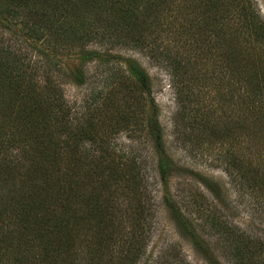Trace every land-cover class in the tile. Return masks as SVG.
I'll list each match as a JSON object with an SVG mask.
<instances>
[{
    "label": "trees",
    "instance_id": "1",
    "mask_svg": "<svg viewBox=\"0 0 264 264\" xmlns=\"http://www.w3.org/2000/svg\"><path fill=\"white\" fill-rule=\"evenodd\" d=\"M134 53L169 75L179 147L228 188L169 153ZM162 211L205 264H264L257 0H0V264H193L149 250Z\"/></svg>",
    "mask_w": 264,
    "mask_h": 264
},
{
    "label": "rangeland",
    "instance_id": "2",
    "mask_svg": "<svg viewBox=\"0 0 264 264\" xmlns=\"http://www.w3.org/2000/svg\"><path fill=\"white\" fill-rule=\"evenodd\" d=\"M258 7L264 16V4L262 0H257ZM65 65H67L71 70H76L80 63L79 55H64L56 54ZM133 58L137 59L151 75L154 85V96L157 109L159 111V121L161 128L163 130L164 137L168 141V151L175 157H181L186 162L193 163L195 170L200 171L205 176L211 178L218 184H222L224 188H228V180L226 174L222 171V168L218 164H212L210 160L201 154V150H192V152L183 151L175 138V128H174V117H176V112L178 109L175 95L173 89L169 85V75L163 69L154 66L149 63L146 59L142 58L139 53H134L131 55ZM82 90L79 87H70L67 89V94L69 96L80 95ZM213 93V92H212ZM219 151L218 144L214 146L212 153H217ZM178 178L188 179L186 175H179ZM191 181V183H193ZM187 183V180L183 182V185ZM190 183V181H189ZM179 187V185H177ZM193 190L198 191V187L192 184ZM220 189L218 188V192ZM228 213L233 214V210H227ZM171 216L162 211L158 217V224L154 230L149 250L155 256L157 251L161 248L167 247L170 243L177 242L181 246L187 259L193 264H205L202 255L193 247L190 238L185 234V232L175 223V221L170 218Z\"/></svg>",
    "mask_w": 264,
    "mask_h": 264
}]
</instances>
